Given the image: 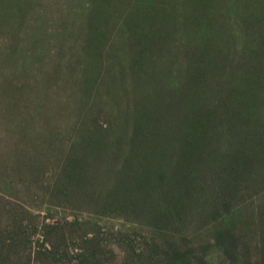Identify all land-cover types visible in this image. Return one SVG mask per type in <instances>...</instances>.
<instances>
[{"label":"rangeland","instance_id":"obj_1","mask_svg":"<svg viewBox=\"0 0 264 264\" xmlns=\"http://www.w3.org/2000/svg\"><path fill=\"white\" fill-rule=\"evenodd\" d=\"M22 213L114 264H264V0H0V228Z\"/></svg>","mask_w":264,"mask_h":264},{"label":"trees","instance_id":"obj_2","mask_svg":"<svg viewBox=\"0 0 264 264\" xmlns=\"http://www.w3.org/2000/svg\"><path fill=\"white\" fill-rule=\"evenodd\" d=\"M47 218L41 213H22L14 215L10 224L1 227L0 264H114V243L105 240V233L81 230L78 219ZM220 235L235 246L236 239L229 232L224 230ZM131 245L132 256L142 261V248ZM163 253L165 264H190L188 252ZM149 261L156 263L153 259ZM137 263V259H131L117 264ZM208 263L215 264L210 258Z\"/></svg>","mask_w":264,"mask_h":264}]
</instances>
